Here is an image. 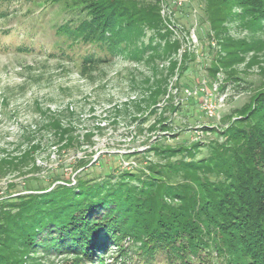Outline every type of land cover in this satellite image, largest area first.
Here are the masks:
<instances>
[{"label":"rangeland","instance_id":"rangeland-1","mask_svg":"<svg viewBox=\"0 0 264 264\" xmlns=\"http://www.w3.org/2000/svg\"><path fill=\"white\" fill-rule=\"evenodd\" d=\"M155 1L169 42L178 43L175 51L164 52L158 39L153 43L159 47L146 48L153 34L147 29L129 48L136 54L123 51L84 66L79 57L94 48L81 42L68 47L70 40L57 31L84 17L77 8L0 0V158L20 157L30 144L36 146L22 163L5 169L2 164L0 202L56 185L75 186L79 178L110 176L115 182L124 172L145 178L152 174L148 167L159 169L183 157L162 151L196 142L201 145L197 157L208 155L206 145L225 141L221 132L245 116L264 92V19L239 16L241 0ZM209 4L215 5L212 10ZM222 16L221 22L213 21ZM220 25L226 36L254 44L241 62L226 69L213 61L220 52ZM21 45L33 48L21 52L16 49ZM61 49L71 59L61 56ZM213 64L215 74L209 70ZM158 86L164 92L154 95ZM207 100L216 106L213 116L201 107ZM53 118L64 132L48 127ZM123 245L127 254L115 259L117 249L108 247L104 264H137L130 241ZM39 250L32 254L39 264H90L75 255ZM161 259L154 264H164Z\"/></svg>","mask_w":264,"mask_h":264},{"label":"trees","instance_id":"trees-1","mask_svg":"<svg viewBox=\"0 0 264 264\" xmlns=\"http://www.w3.org/2000/svg\"><path fill=\"white\" fill-rule=\"evenodd\" d=\"M43 1L77 8L84 15L73 27L66 23L57 27L70 40L68 47L81 42L94 48L79 57L81 65L107 62L129 51L147 29L153 34L146 48H157L154 39L163 41L164 52L178 47L163 31L155 0ZM241 1L239 16L264 19V0ZM215 5L209 4L208 10ZM225 33L222 25L217 27L220 52L213 61L226 69L241 62L254 44ZM32 48L16 47L21 52ZM61 56L71 59L62 49ZM214 64L212 74L218 70ZM162 92L158 86L154 95ZM48 127L65 131L56 118ZM221 135L225 141L206 145L205 156L197 157L201 148L197 142L162 151L183 157L159 169L148 167L152 174L145 178L129 172L115 182L110 176L100 181L79 178L75 186L56 185L1 201L0 264H39L32 255L38 249L104 264L108 247L117 249L115 259L127 254L125 239L139 257L137 264H154L159 257L164 264H264V92ZM35 148L30 144L20 157L0 158V170L2 164L5 169L22 163Z\"/></svg>","mask_w":264,"mask_h":264},{"label":"built area","instance_id":"built-area-1","mask_svg":"<svg viewBox=\"0 0 264 264\" xmlns=\"http://www.w3.org/2000/svg\"><path fill=\"white\" fill-rule=\"evenodd\" d=\"M202 109L205 111L207 116H213L216 112V106L212 104L209 100L205 101L204 104L201 106Z\"/></svg>","mask_w":264,"mask_h":264}]
</instances>
